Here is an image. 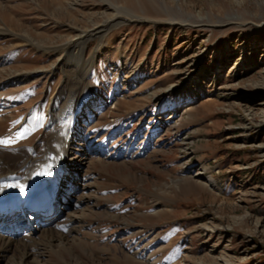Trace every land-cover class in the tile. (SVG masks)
Masks as SVG:
<instances>
[{
    "label": "rangeland",
    "instance_id": "obj_1",
    "mask_svg": "<svg viewBox=\"0 0 264 264\" xmlns=\"http://www.w3.org/2000/svg\"><path fill=\"white\" fill-rule=\"evenodd\" d=\"M116 10L65 82L64 45ZM51 105L76 119L79 205L24 264H264V0H0V147H36Z\"/></svg>",
    "mask_w": 264,
    "mask_h": 264
},
{
    "label": "bare ground",
    "instance_id": "obj_2",
    "mask_svg": "<svg viewBox=\"0 0 264 264\" xmlns=\"http://www.w3.org/2000/svg\"><path fill=\"white\" fill-rule=\"evenodd\" d=\"M116 11L117 14L113 19L83 32L75 42L64 45L62 50L64 55L60 67L65 82L79 87L80 90L83 89L84 80L90 72L91 66V60L84 58L88 42L91 39L101 40L112 27L127 18V15ZM55 107V105L50 107V128L36 147H25L12 151L0 147V264H18L15 257L18 254L22 256L20 264L28 259H34L36 253L34 255L29 252L33 248L32 245L35 246L37 243L36 233L43 238H48L52 234L51 230L47 229L49 225L46 221L55 218L57 212L60 211L56 210L57 208H66L67 205H73L75 208L79 205L77 201H74V204L70 201L69 190L64 188V181L68 173L77 169V166L72 165L70 158L80 152L79 149L74 150L75 152L72 149V143L79 139L76 119L68 113H64L65 117L60 114L57 117L55 115V118L61 120L57 124L53 120L55 119V113H53ZM51 141L56 143L55 147L57 148L53 151H57L53 162L47 160V156L44 154L46 151L42 152L45 145ZM78 142L80 141L78 140ZM205 170L206 168L202 166L196 172L193 183L200 190L213 194L216 187L213 177H210L208 181H201ZM38 173L41 174L38 175ZM195 177L197 178L195 179ZM20 188H24L23 194L20 192ZM54 200L58 201L57 207L53 206ZM49 207H52L53 211H48ZM73 221L67 219L61 224L56 220L57 223L52 226L61 224V227L64 228L70 226ZM56 229L58 228L56 227ZM48 243L50 245V240Z\"/></svg>",
    "mask_w": 264,
    "mask_h": 264
},
{
    "label": "snow or ice",
    "instance_id": "obj_3",
    "mask_svg": "<svg viewBox=\"0 0 264 264\" xmlns=\"http://www.w3.org/2000/svg\"><path fill=\"white\" fill-rule=\"evenodd\" d=\"M7 143H9V141H6V140H0V145H2V144H7ZM39 174H41V173H38V175ZM24 188H20V192L23 194L24 193Z\"/></svg>",
    "mask_w": 264,
    "mask_h": 264
}]
</instances>
